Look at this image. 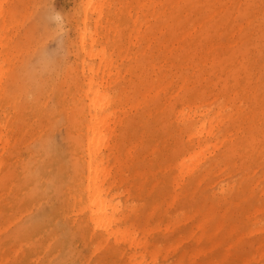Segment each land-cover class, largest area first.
<instances>
[{
    "label": "rangeland",
    "instance_id": "rangeland-1",
    "mask_svg": "<svg viewBox=\"0 0 264 264\" xmlns=\"http://www.w3.org/2000/svg\"><path fill=\"white\" fill-rule=\"evenodd\" d=\"M85 2L5 3L7 14L0 21L5 46L0 48L4 88L0 107L5 106L0 115V264L127 263L110 262L114 258L108 253L114 241L100 245L101 231L95 238L91 236V227L83 222L73 199L74 185L80 180L74 154L79 150L78 157L86 156L76 100L87 87L84 61L99 65L98 59L91 60L81 48ZM214 2L217 14L207 7L203 15L207 20L203 47L215 49L213 54L219 57L216 65L195 67L190 86L206 96L207 104L223 103L229 107L228 113H242L230 137L241 149L231 152L228 161L217 165L213 174L196 186L187 177L184 191H176L173 179L178 178V171L170 164L182 154L186 133L171 126L173 111L164 93L157 97L152 93L145 99L144 89L138 91L132 84L125 89L132 109L128 106L123 136L126 145H138L134 159L124 168L125 176L132 183L146 185L133 190L130 197L123 193L124 188L115 193L135 207L136 225L143 238L166 251L174 245L175 251L161 256L158 264H175L182 249L190 252L196 248L187 238L197 223L192 215L211 207L225 215L227 226L236 224L241 232L211 246L204 255L209 262L199 263L264 264V0ZM90 12L88 27L93 28L98 15L93 9ZM104 32L109 33L108 28ZM110 36L112 43L116 33ZM103 46L100 40L98 48ZM108 47L114 53L115 66L111 78L105 76V80L120 93L122 80L132 76L127 72L131 62ZM181 106L174 105L176 110ZM159 107L165 112L153 115V109ZM212 157L209 154L207 162ZM110 166L116 173L119 166L114 157ZM221 185L235 186L226 199ZM175 193L178 196L173 199ZM247 208L253 213L250 221L245 217ZM144 228L149 231L143 232Z\"/></svg>",
    "mask_w": 264,
    "mask_h": 264
},
{
    "label": "bare ground",
    "instance_id": "bare-ground-1",
    "mask_svg": "<svg viewBox=\"0 0 264 264\" xmlns=\"http://www.w3.org/2000/svg\"><path fill=\"white\" fill-rule=\"evenodd\" d=\"M210 1L209 4L208 0L85 2L84 27L79 31L81 48L91 60L98 59L99 65L96 67L84 61L88 74L87 87L84 88L83 96L76 100L79 111L77 119L83 124L81 137L86 156L78 157L77 155L81 154L79 150L74 154L75 162L78 163L75 173L80 180L74 185L73 199L83 222L91 227V236L95 238L101 231L98 238L100 245L106 243V246H109L111 240L114 241V246L108 253L114 258L110 262L158 264L161 256L165 257V253L171 254L175 251L174 245L166 251L164 246L151 244V241L143 238L140 227L136 225L139 218L135 216V207L128 204V201L123 202L115 193V190L124 188L123 193L130 197L134 195L133 190H140L142 185H146L143 182L141 185L140 182L132 183L129 179L126 180L124 171L128 160L134 159V149L138 147L136 143L126 145V138L123 136L128 126L127 109L132 103L125 90L129 88L128 85L132 84L138 91L144 89L145 99L152 93L155 97L164 93L173 111L170 117L171 126L186 133L187 141L181 148L182 154L170 164L178 171L177 180L173 179L176 191H184L187 177L189 183L196 186L211 176L217 165L224 163L229 154L240 147V144L234 145V139L230 140V137L233 138V130L239 124L238 116L242 113H236L238 116L228 113L229 107L223 103L207 104L204 101L206 96L197 94L190 86L194 80L190 74L193 73L195 78V67L201 65L203 69L209 63L216 65L219 57L214 56L215 49L212 51L211 47H203L207 31L204 12L209 7L217 14L214 11L217 9L214 2L216 0ZM5 3L6 0H0V21L4 20L7 14ZM91 9L93 14L98 15L93 28L88 27ZM107 28L109 33L104 32ZM111 32L116 33V36H112V43ZM2 40L0 34V48L5 47ZM100 40H103L105 46L99 49ZM108 45L112 50L117 49L131 62L127 72L132 76L128 81L122 80L121 84L124 86L122 85L120 93L117 88L109 87V81L105 80V76L111 78L115 66L114 53L109 52ZM198 46L202 47L200 51ZM197 56L198 59L195 60ZM2 74L0 65V93L4 89L1 84ZM99 74L103 75L100 76L101 80L98 78ZM118 75L120 76V71ZM198 77L199 75L196 76ZM6 91L4 90L5 94ZM181 93L184 95L181 96ZM1 103L3 101L0 105ZM152 103L154 104V101ZM175 103L182 105L179 110L175 109ZM130 107L132 109V106ZM4 111L3 105L0 107V115ZM164 112V107L153 109V115L160 116V113ZM1 138L2 136L0 141ZM209 154L213 157L207 162ZM113 157L119 166L116 173L113 172L114 167L110 166ZM204 164L206 165L202 170ZM2 165L0 162V171L3 169ZM129 181L132 184H129ZM234 187L220 186L225 199ZM177 196V193L172 195L173 199ZM155 208L156 206L154 210ZM245 211V217L250 221L253 213L249 208ZM151 215L154 216V212ZM192 217L197 218V223L193 230L189 231L187 238L195 243L196 248L190 252L182 249V253L177 255L174 261L175 264H206L199 262H209L204 255L211 246L220 245L225 242L226 237L241 232L236 224L227 226L225 215H219L214 207L206 211L197 210ZM173 225L175 226L174 223ZM142 231L145 232L146 228ZM148 231L149 229L146 232ZM261 253V257H264V251ZM164 262L169 260L165 259Z\"/></svg>",
    "mask_w": 264,
    "mask_h": 264
}]
</instances>
